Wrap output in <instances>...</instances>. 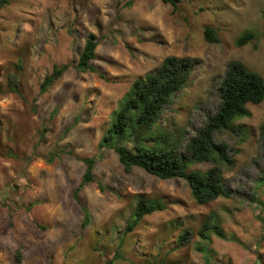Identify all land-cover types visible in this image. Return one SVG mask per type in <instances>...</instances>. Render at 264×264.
<instances>
[{
    "label": "rangeland",
    "instance_id": "rangeland-1",
    "mask_svg": "<svg viewBox=\"0 0 264 264\" xmlns=\"http://www.w3.org/2000/svg\"><path fill=\"white\" fill-rule=\"evenodd\" d=\"M205 27L218 43L205 42ZM245 31L255 39L238 48ZM89 34L96 71L78 72ZM168 56L198 60L157 122L181 151L215 111L229 62L264 79V0H181L176 12L162 0H10L0 9V264H264V100L247 106L239 133L214 135L234 159L223 167L228 199L197 205L181 178L127 171L99 146L131 85ZM54 66L67 69L40 94ZM85 159L95 160L94 180L78 190ZM137 196L166 209L125 233ZM209 213L226 240L197 237ZM183 230L191 239L176 249Z\"/></svg>",
    "mask_w": 264,
    "mask_h": 264
},
{
    "label": "trees",
    "instance_id": "trees-1",
    "mask_svg": "<svg viewBox=\"0 0 264 264\" xmlns=\"http://www.w3.org/2000/svg\"><path fill=\"white\" fill-rule=\"evenodd\" d=\"M181 0H162L170 4L172 12L177 11ZM10 0H0V9ZM203 38L207 43H218L216 30L212 27L203 29ZM255 36L248 31L238 36L234 45L242 47L251 43ZM98 43L94 34H89L79 55L75 69L78 72H95L90 63ZM198 60L189 57L168 56L152 72L136 80L130 87L120 107L114 112L113 120L106 129L100 148L112 149L118 156L125 170L134 167L159 179L181 178L190 189L192 199L197 205H205L218 198L228 199L234 191L226 186L223 167L231 168L234 159L231 149L224 142L215 140V133L228 130L239 133L241 126L235 122L249 117L248 105H259L264 100V79L258 73L247 69L241 62L231 61L219 80L215 91L218 105L215 111L207 115L205 123L189 137L181 151L172 145L167 132L159 130L157 122L174 94L188 82ZM67 67L54 66L40 86V94L45 93L56 80L61 78ZM9 90L18 92L14 82H9ZM264 142V129L261 133ZM132 142V147L127 143ZM151 143V144H149ZM85 173L80 186L93 182L92 170L94 159H85ZM211 164L205 171L192 170L196 164ZM264 182V177L262 178ZM166 209L162 200L137 196L125 233H130L140 221L148 215ZM191 231L183 230L176 238L175 248L185 247L191 239ZM226 240L227 236L217 216L209 213L202 220L197 237L209 241L211 236ZM203 251V249L198 248ZM109 264V263H108Z\"/></svg>",
    "mask_w": 264,
    "mask_h": 264
}]
</instances>
